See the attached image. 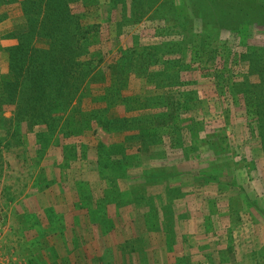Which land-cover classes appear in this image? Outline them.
<instances>
[{
    "label": "rangeland",
    "instance_id": "374dc122",
    "mask_svg": "<svg viewBox=\"0 0 264 264\" xmlns=\"http://www.w3.org/2000/svg\"><path fill=\"white\" fill-rule=\"evenodd\" d=\"M215 1L0 0V262L264 264V0Z\"/></svg>",
    "mask_w": 264,
    "mask_h": 264
},
{
    "label": "trees",
    "instance_id": "16d2710c",
    "mask_svg": "<svg viewBox=\"0 0 264 264\" xmlns=\"http://www.w3.org/2000/svg\"><path fill=\"white\" fill-rule=\"evenodd\" d=\"M214 2H216V1L215 0H206V1L205 0H189V5L192 7L194 4L199 3L194 10L196 14H194V15L192 14L191 17H193V16L200 17L204 23H207L209 21L215 22L216 21L215 18L218 21L219 16L216 14V12L214 10L217 6L215 7L212 4ZM38 3L36 4L35 12L36 11L42 12L43 8L37 9V7L39 6ZM171 3H172V1H171ZM48 5H49V1L46 3L47 7L45 9V12H46L45 20H47V22H44V21L40 22L39 20H41V19L38 16L31 18V22L29 25L30 28L28 31V37L24 38L23 40L21 39V45L15 51H13V54H15L14 58H16V57L23 58V56L26 53V49L29 46H31V42L33 39L32 36L35 34L36 29H37L35 27V24H37L38 22H40L41 28L43 27V28H45L46 31H48V32H45L48 37L52 36V35H54V37H56V33H58L59 29L65 28L64 23L74 21L75 24H73V26H74L73 29H74L75 33L70 32L67 35L68 38H65L67 41L65 39L62 40V45L66 44V45L71 46V42L74 40V38H76L79 34L81 35L80 29H83V28L81 27L80 21L78 22L79 17L71 14L70 8H66L64 11H62L61 16H60V18L62 19V22H61V24H58V21H55L52 19V18H54V16L51 13L50 5L49 6ZM148 5L149 4L147 3L146 6L144 7V11H146V9H149ZM203 6H205V7H203ZM27 11H33L31 6L27 7ZM26 13L28 14L31 12H26ZM138 13H141V12L139 11V12H137V14ZM137 14L135 12L133 14L134 15L133 17H136ZM35 15H37V14H35ZM157 15L160 16V12H157ZM250 15H251V13L246 14L245 18H248V16H250ZM238 20H236V21L238 22ZM246 20L248 21V19H246ZM187 21H188V19L185 18V20L183 22V26L187 25ZM256 21L257 20H252L248 23H254ZM218 22H220V21H218ZM224 22L226 25L227 21H224ZM232 22H235V20ZM220 25H221V22H220ZM216 27H218V26H216ZM232 28H234V27H232ZM83 35H84V33H83ZM59 47H60V45L58 46V52L60 54L62 52V47H60V49H59ZM49 53H51V51H49ZM55 54L58 55V53H56V52H55ZM245 57L249 58V60H250L249 63L251 66V71L252 72L258 71L260 76H262L264 73L263 64H262V62L264 63V50L263 49L261 50L258 48H252L251 52L248 55H246ZM60 58L62 59V57H58L55 59L54 66L58 65V66H60L59 68H61V67H63V68L58 69L56 67H53L56 69L55 75L57 76V79H60V81L64 80L63 84L61 85L62 87L69 89V91H72V90L75 91L76 86L73 85V79H74L73 73H74L75 69L77 70V68L80 71V67L82 66L80 64H83V63L80 61L76 62V59L74 57H68V60L64 59V63H63V61H60L61 60ZM49 80L51 83L55 82V80L51 77L49 78ZM261 92L262 93H259V95H262L264 91H261ZM263 98H264V95H263L262 99L260 100L261 103L257 102V106L255 108V111L257 112V115L259 116V119H260L259 123H260V127L262 129V135L264 137V133H263V130H264V101H263Z\"/></svg>",
    "mask_w": 264,
    "mask_h": 264
},
{
    "label": "built area",
    "instance_id": "2783aa9c",
    "mask_svg": "<svg viewBox=\"0 0 264 264\" xmlns=\"http://www.w3.org/2000/svg\"><path fill=\"white\" fill-rule=\"evenodd\" d=\"M4 262H0V264H3Z\"/></svg>",
    "mask_w": 264,
    "mask_h": 264
}]
</instances>
